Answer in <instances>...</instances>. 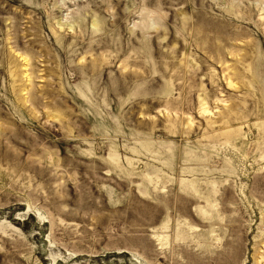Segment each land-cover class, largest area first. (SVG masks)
Wrapping results in <instances>:
<instances>
[{
	"label": "rangeland",
	"instance_id": "374dc122",
	"mask_svg": "<svg viewBox=\"0 0 264 264\" xmlns=\"http://www.w3.org/2000/svg\"><path fill=\"white\" fill-rule=\"evenodd\" d=\"M0 264H264V0H0Z\"/></svg>",
	"mask_w": 264,
	"mask_h": 264
},
{
	"label": "bare ground",
	"instance_id": "6f19581e",
	"mask_svg": "<svg viewBox=\"0 0 264 264\" xmlns=\"http://www.w3.org/2000/svg\"><path fill=\"white\" fill-rule=\"evenodd\" d=\"M31 79V78H30Z\"/></svg>",
	"mask_w": 264,
	"mask_h": 264
}]
</instances>
